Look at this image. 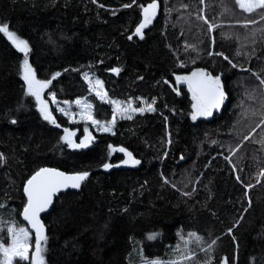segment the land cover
<instances>
[{"label": "trees", "instance_id": "obj_1", "mask_svg": "<svg viewBox=\"0 0 264 264\" xmlns=\"http://www.w3.org/2000/svg\"><path fill=\"white\" fill-rule=\"evenodd\" d=\"M177 1L156 0L157 16L141 39L135 28L152 0H0V24L28 41L29 63L37 79L51 80L47 92L56 100H87L94 119L110 121L111 107L89 92L84 73L102 81L109 99H131L133 107L155 100V111L119 119L111 134H94L88 147L72 150L60 140L70 125L55 113L59 128L41 117L24 94L23 54L0 34L4 243L9 223L24 226V183L48 167L89 176L55 198L42 218L46 264H264V124L256 127L264 119V9L243 13L232 1L181 0L168 16ZM180 10L186 15L176 16ZM209 24L216 27L209 31ZM196 68L220 76L226 98L210 116L192 120L191 94L175 77ZM247 81L254 85L250 106ZM109 145L140 163L118 166L124 154L110 155ZM178 232L203 238L198 256L173 257L183 254L173 249ZM150 233L158 235L148 240Z\"/></svg>", "mask_w": 264, "mask_h": 264}, {"label": "snow or ice", "instance_id": "obj_2", "mask_svg": "<svg viewBox=\"0 0 264 264\" xmlns=\"http://www.w3.org/2000/svg\"><path fill=\"white\" fill-rule=\"evenodd\" d=\"M95 3V0H93ZM135 3V0H133ZM203 3V0H201ZM237 5L245 12H253L255 9H264V0H236ZM131 5H124V7H130ZM156 0H152L146 7H143L142 14L143 19L135 28V35L143 39V29H145L149 24L152 23L153 17L156 15L157 10ZM203 19V17H201ZM205 23H208L205 20ZM216 27L215 25L209 24L208 29ZM0 34H2L16 49L19 53L23 54V60L20 63V74L21 79L24 82V94L25 96H30L35 99L37 110L39 111L41 117L51 124H54L57 128L60 127L53 118L52 113L49 111L48 104L43 99L42 94L44 90L48 88L51 84V80H40L37 79L36 73L29 63L28 55L30 52L29 43L25 39H22L15 31L10 30L8 23L0 24ZM133 37L129 36L128 39L131 40ZM212 55V53H209ZM216 55H222L217 53ZM228 60V57H224ZM231 64V61H228ZM232 67H236L234 64ZM111 72L119 73V68H111ZM60 73H55L53 79L59 76ZM255 75V74H254ZM85 83L88 85L89 92H94L97 99L104 103H110L113 110V119L107 123H103L93 118V105L87 100H76L75 103L81 108L79 113H76L81 120L91 121L93 126H98L100 131L110 132L115 124V119L117 115H122L126 119L132 118V113L143 114L145 111L152 112L155 111L152 103L145 105V102L141 100V107H133L131 99L126 105L121 107V102L115 100H109L107 93L104 91L103 83L99 79L89 78L87 73L82 75ZM177 83L183 82L187 85L188 92L191 94V119L196 120L198 116H210L213 109H219L221 104L226 98V92L224 86L221 83V77L212 75L202 68L194 69L190 74L175 77ZM168 83V81H165ZM261 85H264V80H261ZM173 91H177L173 88ZM179 95V92H177ZM50 98L55 103V96L49 93ZM141 99V98H137ZM67 104L68 102L65 101ZM57 111L62 112L68 117L69 121H72L73 113H71L68 108H58ZM167 119V118H165ZM12 123H16L15 120ZM264 124V119H261L260 123L256 127ZM64 135L60 137L61 141H64L69 148L79 149L86 148L91 143L93 137L88 131V128L84 129V137L79 143H75L72 137L75 135L74 132L70 131L68 128H64ZM254 132L255 129H252ZM251 135V133H249ZM249 137L244 136V140ZM109 154L113 151H120L124 153L126 157L121 161L122 164L137 165L140 163L139 160L134 159L132 153L128 152L124 148H114L112 145L108 146ZM3 157L0 156V160ZM102 167L107 170L113 165L109 163H104ZM264 175V172L261 173ZM89 176L87 171L77 172L73 174H68L60 171L56 168L42 167L35 171L24 183L23 194L26 198V202L23 203V209L20 212V216L24 221L27 222V226H17L16 221L13 220L7 225V243H4L0 239V264H15V262H28V264H46L45 261V244L47 242V236L45 235V225L41 222V213H43L49 206L53 203V197L64 189H80L82 182H84ZM167 183V181H165ZM3 207V205H0ZM3 223V222H0ZM31 230V231H30ZM231 232V229H229ZM34 233V250L31 243L32 234ZM157 233H150L147 235L148 240H153L156 238ZM189 237L194 238L196 245L199 247L203 242V238L195 232H189ZM179 239L183 242L185 248L191 243V240H185L182 233H177ZM216 243L215 240L208 245V251H211L212 245ZM204 249H201L203 251ZM177 251H180L179 245L177 246ZM190 251V249H189ZM194 256L195 253L193 252ZM143 259V257H142ZM184 259H191V257H181V261ZM144 264H177L175 260H144ZM222 264H226V260L222 261Z\"/></svg>", "mask_w": 264, "mask_h": 264}, {"label": "rangeland", "instance_id": "obj_3", "mask_svg": "<svg viewBox=\"0 0 264 264\" xmlns=\"http://www.w3.org/2000/svg\"><path fill=\"white\" fill-rule=\"evenodd\" d=\"M182 1H185V0H182ZM182 1L180 0V1H177L176 3H174L173 4V8H170L169 10H167V15L168 16H172V15H175L173 12H172V10H174L178 5H180L181 3H182ZM223 1H225V2H230V1H232V2H234L235 4H237L236 3V0H223ZM157 5H158V3H157ZM239 7V6H238ZM239 9L243 12V13H249V12H245V11H243L240 7H239ZM157 10H158V7H157ZM157 10H156V13H157ZM254 11H256V9L254 10ZM253 11V12H254ZM253 12H250V13H253ZM176 13V16H178V17H183V16H185L186 15V13L185 12H182V10H180V11H176L175 12ZM155 17V16H154ZM142 19H143V14H142ZM176 20H178V19H176ZM243 24V23H242ZM201 27H203V23L202 24H199ZM147 28V27H146ZM145 28V29H146ZM144 30V29H143ZM186 38L187 39H190L191 38V34H190V32H186ZM257 66V65H256ZM88 75H89V78L90 79H92V78H95V79H98L94 74H89V73H87ZM83 75V74H82ZM84 80V79H83ZM247 88H248V90H249V95H248V97H247V99H246V103H247V105L248 106H250L251 104H253V102H254V100L251 98V95L254 93V85L250 82V81H247ZM88 86V85H87ZM263 90H264V86H263ZM92 94H94L95 95V93L94 92H91ZM46 96L48 97V99L46 98ZM42 97H43V99L46 101V103L48 104V108H49V111L52 113V116H53V113H55L56 115H58V116H61V117H63V118H65L66 119V122L68 123V125H70V127H68V129L70 130V131H72V132H74L75 133V135L72 137V139H73V141L75 142V143H79L80 142V140L84 137V129H85V127H87L88 128V131H89V133L91 134V136L93 137L94 136V134H99V133H103V134H111L112 132H113V127H112V130L110 131V132H103V131H100L99 130V128H98V126H93L92 125V123H91V121H85V120H81L80 119V117L78 116V115H76V113H79L80 111H81V108L80 107H78L77 105H76V103H75V101H73V102H68L67 104L65 103V101H58V100H56L55 99V103L52 101V99L50 98V96H49V93L47 92V88L44 90V93L42 94ZM35 100V99H34ZM79 100H81V101H83L84 99H79ZM109 100H114V99H109ZM256 100H257V97H256ZM115 101H119V102H121V107H123L124 105H126L128 102H125L124 100H122V99H117V100H115ZM36 104V103H35ZM106 104H108L110 107H111V110H112V105L110 104V103H106ZM142 106V105H141ZM140 106V107H141ZM144 106H146V102H145V105ZM37 108V107H36ZM58 108H68V110L71 112V113H73V117H72V121H69V119H68V117L67 116H65L62 112H60V111H57V109ZM250 110H252V108H250ZM133 114H135V113H132L131 115H133ZM199 117H201V116H198L197 118H199ZM124 117L122 116V115H117L116 116V119H115V122L117 121V120H119V119H123ZM254 118V117H253ZM113 119V110H112V116H111V119H110V121ZM48 122V121H47ZM101 122H103V123H107L108 121H101ZM49 123V122H48ZM51 124V123H50ZM237 129L239 130V129H241V125L239 124V125H237ZM64 130V129H63ZM63 132V135H64V131H62ZM235 141H227V142H225V144L226 143H234ZM225 144H223V143H221V145H223V146H225ZM68 147V146H67ZM70 149H72V148H70ZM80 149V148H79ZM226 148L224 147V150H225ZM72 150H74V149H72ZM122 154H124V153H122ZM126 157L124 156V159H125ZM118 166H128V167H135V166H133V165H130V164H122V163H120ZM24 225V224H23ZM25 226V225H24ZM180 233H182V235H183V237H184V239L185 240H191L192 242L191 243H189L188 245H187V249L185 248V246H184V244H183V242L179 239V237H178V240H177V242L175 243V245H174V247H173V249L174 250H176L177 251V246L179 245V249H180V251H177V252H179V253H183L182 255H180V256H175V255H173V257L174 258H180L181 259V257L183 256V257H191L192 256V253L194 252H196L197 251V248H196V243H195V241H194V238H191V237H189V233L188 232H180ZM31 243L33 244V238H32V240H31ZM189 249H190V251H189ZM32 249H30V251H31ZM199 254H196L195 256H198ZM185 260H187V259H185ZM142 264H144V263H142Z\"/></svg>", "mask_w": 264, "mask_h": 264}, {"label": "water", "instance_id": "obj_4", "mask_svg": "<svg viewBox=\"0 0 264 264\" xmlns=\"http://www.w3.org/2000/svg\"><path fill=\"white\" fill-rule=\"evenodd\" d=\"M151 24H149L148 26H150ZM135 35V34H134ZM136 36V35H135ZM221 106H222V104H221ZM220 106V107H221ZM218 109H213L212 111H217ZM64 172V171H63ZM66 173V172H65ZM68 174H70V173H68ZM77 189H71V188H69V189H64V190H61L60 192H58L54 197H53V203L49 206V208L48 209H46L43 213H41L40 215H41V222L43 223V221H42V218H43V216H45V215H47L48 213H49V211L51 210V208H52V206H53V204H54V200H55V198H57L59 195H61V194H63V193H65V192H68V191H76ZM24 195V194H23ZM26 199V198H25ZM20 219H21V221L23 222V224L25 225V226H27V222L26 221H24L23 219H22V217L20 216ZM44 224V223H43ZM31 231V230H30ZM45 235H46V227H45ZM32 238H33V249L32 250H34V243H35V241H34V233L32 234Z\"/></svg>", "mask_w": 264, "mask_h": 264}]
</instances>
